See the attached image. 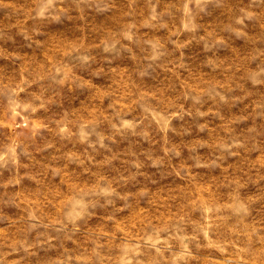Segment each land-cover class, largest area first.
Wrapping results in <instances>:
<instances>
[{
  "label": "rangeland",
  "instance_id": "obj_1",
  "mask_svg": "<svg viewBox=\"0 0 264 264\" xmlns=\"http://www.w3.org/2000/svg\"><path fill=\"white\" fill-rule=\"evenodd\" d=\"M0 264H264V0H0Z\"/></svg>",
  "mask_w": 264,
  "mask_h": 264
}]
</instances>
